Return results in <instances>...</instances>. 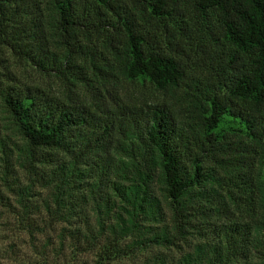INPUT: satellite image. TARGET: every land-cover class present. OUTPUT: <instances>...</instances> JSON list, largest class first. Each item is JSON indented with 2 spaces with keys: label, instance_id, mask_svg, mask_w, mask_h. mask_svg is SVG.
I'll list each match as a JSON object with an SVG mask.
<instances>
[{
  "label": "trees",
  "instance_id": "trees-1",
  "mask_svg": "<svg viewBox=\"0 0 264 264\" xmlns=\"http://www.w3.org/2000/svg\"><path fill=\"white\" fill-rule=\"evenodd\" d=\"M3 19L16 24L0 43L62 86L0 71V112L22 140L0 134V155L48 188V213L91 211L95 227L72 229L83 246L264 264V0H0ZM195 54L201 68L181 59ZM119 76L150 94L109 91Z\"/></svg>",
  "mask_w": 264,
  "mask_h": 264
},
{
  "label": "rangeland",
  "instance_id": "rangeland-1",
  "mask_svg": "<svg viewBox=\"0 0 264 264\" xmlns=\"http://www.w3.org/2000/svg\"><path fill=\"white\" fill-rule=\"evenodd\" d=\"M17 19L18 17L15 20ZM11 24L16 23L10 19H3V24L0 26L1 37L10 32ZM157 34L162 40L166 39L167 35L163 31H158ZM189 42L193 44V41L189 40ZM164 49L166 52H172L168 44ZM189 54L191 55V52ZM181 59L187 65L201 68L196 54L181 56ZM206 66L207 62L204 67ZM6 70L11 73L12 81L17 85H36L52 94L62 86L56 76L36 70L23 57L11 51L5 43H0V71ZM105 86L125 100L141 99L151 91L147 84L141 85L135 80L120 76L117 79L110 78ZM76 90L88 99L93 96L84 84L78 85ZM166 97L168 98V95ZM0 134L7 135L6 142L12 147H14L13 143L18 144L22 141L6 124L2 112H0ZM24 189L27 193L23 192ZM47 200L49 201L48 188L39 185L36 181L29 184L28 172L12 157L4 161L0 155V264H145L158 252H165L167 257H176L180 251L186 249L183 244L182 247L168 248L149 246L117 254L111 259L100 260L97 254L106 243L105 239L98 238L99 243H94L91 247L83 246L80 236L74 237L75 232L72 230L79 226L84 231L82 227L84 222L95 227L91 211L87 209L78 216L68 218L63 215H52L43 207L44 201Z\"/></svg>",
  "mask_w": 264,
  "mask_h": 264
}]
</instances>
